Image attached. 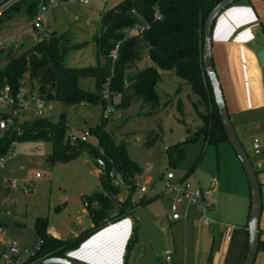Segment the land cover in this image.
I'll return each mask as SVG.
<instances>
[{
    "label": "rangeland",
    "instance_id": "rangeland-1",
    "mask_svg": "<svg viewBox=\"0 0 264 264\" xmlns=\"http://www.w3.org/2000/svg\"><path fill=\"white\" fill-rule=\"evenodd\" d=\"M122 1L124 0H89L87 4L69 1L60 2L55 6L47 5L40 12L43 24L39 29L33 28L32 21L27 16L16 17L6 28L0 27V48L13 49L21 53L35 46L38 43V36L43 37L44 31H48L61 36L65 49L62 59L68 67L103 64L105 56L100 46L103 19L108 10ZM16 2L20 0H10L1 8L0 15ZM21 13L23 12L16 13L15 16ZM6 16V14L0 16V23ZM98 33L100 40L99 43H95L94 37ZM117 46L119 43L115 48ZM115 48L110 52V57ZM145 57L146 53H143L141 60ZM142 69L136 68L130 73L124 70L122 77L113 87L115 91L112 98L113 106L110 103L104 105L102 101L63 104L56 100L54 89L48 86L44 90L37 87L33 89L29 81H26L24 87L31 93L40 94L47 118L57 121L64 115L67 138L71 134L79 136L87 129L92 130L103 125L113 134L116 143H124L127 154L140 168V172L135 176L137 186L143 183L150 187L161 186L163 176L169 172L176 178L188 176L187 179L192 182L199 178L206 179V182L215 179V188L219 190L218 196L226 201L229 213L235 217L234 222H237L235 224H242L237 220L244 215L247 216L251 208L250 187L241 162L230 143L223 140L217 148L206 145L203 138L183 143L189 136L188 129L194 132L202 126L200 115L207 112L206 104L200 101L191 86L173 71H165L156 85L159 104L155 106L147 104L133 92L131 84H128L129 77H133ZM78 85L85 91L98 92L97 80L94 78H80ZM47 90L50 91L48 92L50 95L46 93ZM121 99L128 102L129 106L117 108ZM3 113L5 112L0 107V120H7ZM250 115L253 123L245 126L243 132L235 127L236 123L233 125L256 168L257 159L264 155V142L258 136L259 133H264V111ZM26 119L33 121L29 113L19 117L20 121ZM243 133L248 138L245 141L242 139ZM2 134L1 130L0 135ZM256 141L261 143L260 155L254 154L253 144ZM87 142L98 146V139L93 132L88 136ZM17 147L20 154L6 161L4 169L0 171V221L6 239L16 241L19 249L23 250L31 248L38 240L34 237V223H31L33 215L41 214L43 217L50 215L51 218L64 221L75 209L80 206L86 207L83 201L86 194L101 190L103 186L99 167L88 151H82L71 160L52 163L46 160L47 155L52 152V142L27 141L18 143ZM36 147L40 149L38 154L24 152L26 149ZM182 147L185 149L184 158L174 163L177 160V151ZM37 173L39 177L36 176ZM110 175L113 184L118 187L115 211H118L119 200L124 202L130 197V201L136 204L143 196L153 193L152 189L141 193L136 187L130 196V191L117 173L111 171ZM259 178L261 182V177ZM13 182L21 187H26L27 182L30 189L16 191L10 188V183ZM96 187L99 189H95ZM160 199L164 201L169 198L162 196ZM65 200L70 203L63 208ZM58 207L61 209L57 210ZM145 211L148 210L134 212L135 217L144 222V227L148 226L143 219ZM244 218L247 220V217ZM18 222L22 226H19ZM137 227L139 235V224ZM156 246L158 248V242ZM3 247L5 239L0 240V252Z\"/></svg>",
    "mask_w": 264,
    "mask_h": 264
},
{
    "label": "trees",
    "instance_id": "trees-1",
    "mask_svg": "<svg viewBox=\"0 0 264 264\" xmlns=\"http://www.w3.org/2000/svg\"><path fill=\"white\" fill-rule=\"evenodd\" d=\"M9 1L0 0V10ZM48 1L20 0L8 7L7 11L1 15L6 14L5 20H10L16 13L22 11L30 20H33L48 5ZM219 1H122L105 13L100 29V33L103 34L100 46L105 60L103 64L96 66L68 67L62 59L65 51L62 46V38L55 33H50L47 39L40 36L41 40L35 46L21 53H17L13 49L1 48L0 88L9 85L13 93L16 94L26 86V81H29L33 89L37 87L44 90L46 86L54 89L56 100L63 104L73 105L83 101H102L104 105L110 103L113 106L114 84L122 77L124 70L127 71L137 65L142 54L146 53L152 65L146 66L133 77H129L128 84H131L133 92L139 98H143L147 104L158 105V93L155 88L161 79L160 71H173L176 76L191 86L200 101L207 106V112L200 115L202 126L194 132L188 129L189 136L183 143L203 138L206 145H213L217 148L221 141H228V139L214 101L210 81L203 67L202 54L204 23L210 11ZM156 12L161 15L160 19L155 17ZM137 25L142 26L144 30L129 36V30ZM100 33L95 35V43H99ZM105 35L107 36L105 37ZM118 43V55L113 60L109 54ZM80 78L96 79L98 92L91 93L81 89L78 85ZM107 82H109L110 93L108 99L103 96ZM48 92H50L49 90L46 93L50 95ZM127 106L129 103L121 99L120 104L116 107L125 108ZM3 114L7 118L9 117L8 113ZM32 119L33 121L28 119L20 121L19 117L15 119L20 132L13 124L2 130L0 156L10 150L14 141L18 143L52 142V152L47 155L46 159L52 163L71 160L80 152L88 151L101 170L103 190L83 197L84 202L88 203L87 208L93 226L77 236L67 239L53 237L46 231L47 218L38 217L35 222V235L36 239L42 240V244L26 264H35L49 257L65 256L69 250L80 246L85 239L108 223L129 214L133 207L158 197L156 195L150 198L144 196L136 204H132L129 197L126 201L119 202L117 214L114 215L118 187L113 184L110 172L115 171L118 177L131 187L130 196L136 188L135 176L140 172V168L127 154L125 144L116 143L113 134L107 131L103 125L89 130L90 134L93 132L98 139V146L95 147L89 144L88 140L84 142L71 141L69 137H66L67 126L64 115L57 121L46 116ZM184 155L185 149L182 147L177 151V160L174 163L182 160ZM99 160L103 162V165L99 164ZM1 227L2 223L0 222ZM260 250L264 251V242L261 240L258 251Z\"/></svg>",
    "mask_w": 264,
    "mask_h": 264
},
{
    "label": "crops",
    "instance_id": "crops-1",
    "mask_svg": "<svg viewBox=\"0 0 264 264\" xmlns=\"http://www.w3.org/2000/svg\"><path fill=\"white\" fill-rule=\"evenodd\" d=\"M21 16L27 15L21 13L10 20H4L0 23V27L6 28L11 20ZM40 40L41 37L38 36V42ZM211 49L213 66L231 120L233 119L232 122L236 123L235 127L243 132L245 126L253 123L250 114L264 111V62L260 59V54L264 52V0H241L225 8L213 23ZM144 64L146 66L152 64L147 55L127 72L144 68ZM164 72L160 71L161 77ZM258 136L264 142V133H259ZM242 137L244 141L248 139L244 133ZM255 143L261 144L258 141ZM254 154H256L255 150ZM256 163L255 169L259 181L261 177L264 205V155L257 159ZM99 171L101 173L100 168ZM206 181L199 178L193 182L195 185L204 186L210 180ZM218 191L215 188L214 206L205 212L210 219L208 225L204 223L203 213L198 208H191L186 220L171 221L170 201L169 199L163 201L160 199L162 196H159L133 207L129 214L108 223L85 239L80 246L69 250L65 256L88 264H243L249 243L250 210L247 216L244 215L247 220L243 217L244 219L237 220L242 224H235L237 223L234 222L235 217L229 213L226 201L218 196ZM145 196L150 198L154 194ZM119 202L123 201L119 200ZM69 203L65 200L63 208ZM59 209L61 207L57 208ZM142 209L148 210L143 217L148 225L145 227L144 222L138 220L134 214L135 211ZM262 212L260 240L264 242L263 207ZM116 214L117 211L114 210V215ZM38 217L43 216L35 214L33 221L31 220L34 229ZM45 218H47L46 231L53 237L61 239L77 236L93 226L88 208L82 206L72 211L64 221L51 218L50 215ZM18 225L22 226L19 222ZM34 237L36 238L35 230ZM0 240L4 241V238L0 237ZM167 250L173 251L170 262L164 260ZM254 264H264L263 250L258 251Z\"/></svg>",
    "mask_w": 264,
    "mask_h": 264
},
{
    "label": "built area",
    "instance_id": "built-area-1",
    "mask_svg": "<svg viewBox=\"0 0 264 264\" xmlns=\"http://www.w3.org/2000/svg\"><path fill=\"white\" fill-rule=\"evenodd\" d=\"M77 1L87 4L89 0H49L48 5L55 6L60 2ZM155 17L161 18V15L156 12ZM43 21L41 14L35 16L32 20V26L34 29L42 27ZM144 30L142 26H135L131 28L128 35H134L139 31ZM118 46L112 53V58L117 57ZM109 82L105 83L103 96L109 98ZM0 107L4 112L8 113L9 117L7 120H0V130L6 129L10 124H13L16 129L20 132L17 126L16 118L29 113L32 118H42L46 114V109L42 103V99L38 94L27 91L25 87H22L18 93L14 94L11 87L6 85L0 88ZM90 135L89 129L85 130L81 135L76 136L71 134L69 138L71 141H87ZM18 142L14 141L11 145L10 150L0 156V171L4 169L5 162L11 158L17 157L20 151L17 147ZM255 153H260V145L255 143L253 145ZM24 152L39 153L38 147L34 149H26ZM100 165H103L101 160L98 161ZM149 170V166L146 167V171ZM39 177V174L36 175ZM120 178V177H119ZM163 184L161 186H148L143 183L138 187L141 193H146L149 189L153 190V194L156 196H167L170 199L169 212L170 220L173 222L186 220L188 217L189 210L191 208H198L203 213V221L206 225L210 224V219L205 215V212L211 209L214 204V190H215V179L210 180L206 185H195L194 182L189 181L186 176L176 178L171 172L165 174L162 178ZM117 185V183H116ZM126 185V184H125ZM26 187H21L16 182L10 183V187L16 191L29 190V184L25 182ZM130 191L131 187L126 185ZM88 203L85 202L87 207ZM0 236L5 239V247L0 252V264H26L27 261L35 255L36 251L40 248L42 240L38 239L37 242L31 248H25L20 250L17 242L10 239H6L5 231L0 228ZM173 255L172 250H167L164 255V260L170 262Z\"/></svg>",
    "mask_w": 264,
    "mask_h": 264
},
{
    "label": "water",
    "instance_id": "water-1",
    "mask_svg": "<svg viewBox=\"0 0 264 264\" xmlns=\"http://www.w3.org/2000/svg\"><path fill=\"white\" fill-rule=\"evenodd\" d=\"M241 0H220L208 14L204 23V44H203V67L205 73L210 81L214 101L217 106L219 115L222 120L225 135L232 149L236 153L241 165L245 171L251 195V208L248 217V231L249 243L246 258L243 264H254L260 245V218L262 213V193L261 184L258 179L257 171L246 152L242 142L240 141L230 114L228 112L226 102L221 89L220 81L212 62V49H211V32L212 26L218 15L228 6ZM49 36L48 31H44L43 38L47 39ZM260 59L264 62V52L260 54ZM113 103V99H112ZM35 264H88L83 261L74 259L68 256L49 257L38 261Z\"/></svg>",
    "mask_w": 264,
    "mask_h": 264
}]
</instances>
